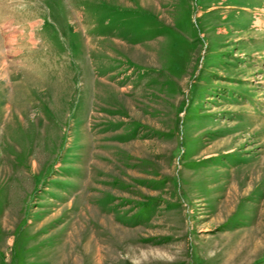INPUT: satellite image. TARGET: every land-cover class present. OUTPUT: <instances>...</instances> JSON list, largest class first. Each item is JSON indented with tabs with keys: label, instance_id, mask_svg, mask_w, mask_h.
Instances as JSON below:
<instances>
[{
	"label": "rangeland",
	"instance_id": "374dc122",
	"mask_svg": "<svg viewBox=\"0 0 264 264\" xmlns=\"http://www.w3.org/2000/svg\"><path fill=\"white\" fill-rule=\"evenodd\" d=\"M0 264H264V0H0Z\"/></svg>",
	"mask_w": 264,
	"mask_h": 264
}]
</instances>
